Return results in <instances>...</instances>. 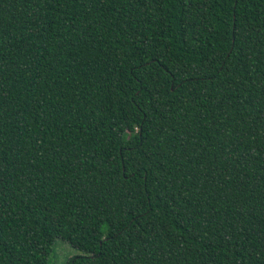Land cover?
<instances>
[{
	"label": "trees",
	"instance_id": "obj_1",
	"mask_svg": "<svg viewBox=\"0 0 264 264\" xmlns=\"http://www.w3.org/2000/svg\"><path fill=\"white\" fill-rule=\"evenodd\" d=\"M264 264V0H0V264Z\"/></svg>",
	"mask_w": 264,
	"mask_h": 264
},
{
	"label": "rangeland",
	"instance_id": "obj_2",
	"mask_svg": "<svg viewBox=\"0 0 264 264\" xmlns=\"http://www.w3.org/2000/svg\"><path fill=\"white\" fill-rule=\"evenodd\" d=\"M82 252L61 238H55L47 256V264H66L67 260Z\"/></svg>",
	"mask_w": 264,
	"mask_h": 264
}]
</instances>
